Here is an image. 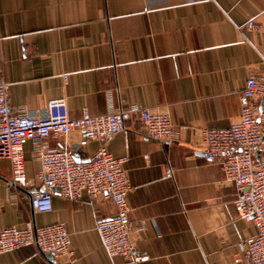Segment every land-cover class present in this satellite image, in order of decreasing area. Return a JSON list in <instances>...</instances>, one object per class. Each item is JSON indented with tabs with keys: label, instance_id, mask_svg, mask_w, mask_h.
I'll return each instance as SVG.
<instances>
[{
	"label": "crops",
	"instance_id": "crops-1",
	"mask_svg": "<svg viewBox=\"0 0 264 264\" xmlns=\"http://www.w3.org/2000/svg\"><path fill=\"white\" fill-rule=\"evenodd\" d=\"M249 19L264 25V0H0V78L13 106L40 110L65 98L71 117L103 114L111 104L171 114L178 130L171 141L150 138L130 119L107 144L126 158L133 186L127 201L141 259L132 264H250L236 261L238 243L257 229L239 218L235 185L221 182L220 163L207 159L195 132L237 121L247 78L264 71V37L242 28ZM64 139L48 138L53 147ZM98 146L74 153L88 160ZM25 159L28 185L15 188L11 163L0 157V229L64 223L74 253L53 262L26 246L0 254V264H128L107 255L96 229L116 216L115 203L55 192L53 209L37 212L30 192L41 164L32 142Z\"/></svg>",
	"mask_w": 264,
	"mask_h": 264
},
{
	"label": "built area",
	"instance_id": "built-area-1",
	"mask_svg": "<svg viewBox=\"0 0 264 264\" xmlns=\"http://www.w3.org/2000/svg\"><path fill=\"white\" fill-rule=\"evenodd\" d=\"M242 28L264 37V25L254 19ZM9 90V83L0 78V157L11 163L12 185H28L25 145L32 142L33 159L41 164L35 177L37 188L30 192L34 210L51 211L55 192L69 199H79L88 192L92 198L111 200L117 207L116 216L96 226L103 248L109 257H123L128 264L140 261L132 239L138 229L129 216L127 197L133 186L124 167L126 158L115 157L107 144L130 119L141 121L150 138L171 141L178 136L171 114L138 104L128 109L111 104L103 114H91L85 109L81 117H71L65 98L51 99L45 108L30 110L13 106ZM240 103L237 121L225 128H197L196 143L204 147L209 161L220 163L224 172L221 182L235 185L234 209L239 218L252 222L257 229L238 243L236 261L264 264V158L259 157L264 143V71L249 75ZM72 133L78 134V141L69 140ZM50 136L64 137V144L51 146ZM91 141L98 142V149L88 160H76L74 152ZM167 175H172V169L167 170ZM26 246H34L40 255L56 259L74 253L64 223L36 225L28 220L24 227L0 229V254Z\"/></svg>",
	"mask_w": 264,
	"mask_h": 264
},
{
	"label": "water",
	"instance_id": "water-1",
	"mask_svg": "<svg viewBox=\"0 0 264 264\" xmlns=\"http://www.w3.org/2000/svg\"><path fill=\"white\" fill-rule=\"evenodd\" d=\"M77 156H78V154H77V153H76V154L74 153V157H75V159L79 161L80 159L77 158ZM48 257H49L53 262H55V258L53 257V255H48Z\"/></svg>",
	"mask_w": 264,
	"mask_h": 264
}]
</instances>
